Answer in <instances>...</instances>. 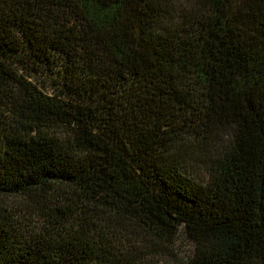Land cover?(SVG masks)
I'll return each mask as SVG.
<instances>
[{
  "label": "trees",
  "instance_id": "trees-1",
  "mask_svg": "<svg viewBox=\"0 0 264 264\" xmlns=\"http://www.w3.org/2000/svg\"><path fill=\"white\" fill-rule=\"evenodd\" d=\"M166 255L264 264V0H0V264Z\"/></svg>",
  "mask_w": 264,
  "mask_h": 264
},
{
  "label": "rangeland",
  "instance_id": "rangeland-1",
  "mask_svg": "<svg viewBox=\"0 0 264 264\" xmlns=\"http://www.w3.org/2000/svg\"><path fill=\"white\" fill-rule=\"evenodd\" d=\"M190 249V244L184 240L183 238L179 237V240L175 242L174 248L171 249L172 253H176L178 257H185ZM180 259V260H182ZM180 260L173 259L172 256H163V258H160L159 260H156L155 258L149 262V264L157 263V264H179Z\"/></svg>",
  "mask_w": 264,
  "mask_h": 264
}]
</instances>
